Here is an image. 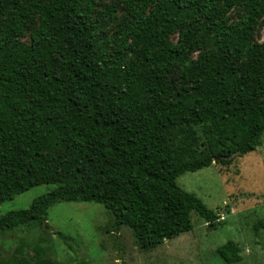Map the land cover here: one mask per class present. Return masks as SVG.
<instances>
[{
  "label": "trees",
  "instance_id": "1",
  "mask_svg": "<svg viewBox=\"0 0 264 264\" xmlns=\"http://www.w3.org/2000/svg\"><path fill=\"white\" fill-rule=\"evenodd\" d=\"M263 15L264 0H0V203L56 185L0 231L62 200L102 204L143 250L190 231L192 212L221 223L177 178L260 145ZM216 253L240 260L231 240Z\"/></svg>",
  "mask_w": 264,
  "mask_h": 264
},
{
  "label": "rangeland",
  "instance_id": "2",
  "mask_svg": "<svg viewBox=\"0 0 264 264\" xmlns=\"http://www.w3.org/2000/svg\"><path fill=\"white\" fill-rule=\"evenodd\" d=\"M115 15L114 21L102 27L108 35L124 20L122 11ZM238 19V8H234L228 22ZM176 38L174 34L171 40ZM263 39L264 15L256 20L253 43ZM260 142L254 151L236 155L229 163L212 162L178 176L177 184L218 214L219 224L209 226L192 212L190 231L143 250L129 227L114 229L111 212L102 204L62 200L47 209L45 220L0 231V264L19 256L34 264L35 248L41 249L44 264H227L216 249L228 240L239 247L240 260L232 264H264V224L259 226L264 222V131ZM55 187L40 184L15 194L0 203V216L28 208Z\"/></svg>",
  "mask_w": 264,
  "mask_h": 264
},
{
  "label": "water",
  "instance_id": "3",
  "mask_svg": "<svg viewBox=\"0 0 264 264\" xmlns=\"http://www.w3.org/2000/svg\"><path fill=\"white\" fill-rule=\"evenodd\" d=\"M44 228L48 231H50V229L46 226L45 222H43Z\"/></svg>",
  "mask_w": 264,
  "mask_h": 264
}]
</instances>
